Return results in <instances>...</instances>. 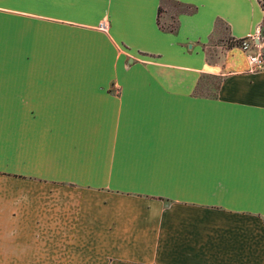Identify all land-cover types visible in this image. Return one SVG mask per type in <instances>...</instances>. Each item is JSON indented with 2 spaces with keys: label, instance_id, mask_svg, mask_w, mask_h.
Segmentation results:
<instances>
[{
  "label": "crops",
  "instance_id": "0c3cea01",
  "mask_svg": "<svg viewBox=\"0 0 264 264\" xmlns=\"http://www.w3.org/2000/svg\"><path fill=\"white\" fill-rule=\"evenodd\" d=\"M163 1L0 0V264H264V9Z\"/></svg>",
  "mask_w": 264,
  "mask_h": 264
},
{
  "label": "built area",
  "instance_id": "2783aa9c",
  "mask_svg": "<svg viewBox=\"0 0 264 264\" xmlns=\"http://www.w3.org/2000/svg\"><path fill=\"white\" fill-rule=\"evenodd\" d=\"M102 28L105 27V23L100 24ZM260 30L255 35H249L242 38L239 46L246 52L247 59L251 70H260L264 68V52L260 44L256 43L259 38Z\"/></svg>",
  "mask_w": 264,
  "mask_h": 264
},
{
  "label": "rangeland",
  "instance_id": "374dc122",
  "mask_svg": "<svg viewBox=\"0 0 264 264\" xmlns=\"http://www.w3.org/2000/svg\"><path fill=\"white\" fill-rule=\"evenodd\" d=\"M163 7L166 8L168 10L167 13H161L160 15V23H162V25L164 27H170L172 25H174V21L172 18H174V14L180 10V6L177 5L176 3H174L173 1L170 0H164L163 1ZM163 11V10H162ZM214 42V41H213ZM225 42H229V40H226ZM264 43V42H263ZM239 44V43H238ZM264 45V44H263ZM213 80V79H212ZM215 81V80H213ZM215 83V82H214Z\"/></svg>",
  "mask_w": 264,
  "mask_h": 264
},
{
  "label": "trees",
  "instance_id": "16d2710c",
  "mask_svg": "<svg viewBox=\"0 0 264 264\" xmlns=\"http://www.w3.org/2000/svg\"><path fill=\"white\" fill-rule=\"evenodd\" d=\"M258 1H259V3L261 4V6L263 7V9H264V0H258ZM159 12L161 13V8L159 9L158 13H159ZM158 24H159V21H158ZM161 26H162V25L160 24V27H161ZM262 26H263V29H264V21H263V25H262ZM169 28H170V30H173L174 27H173V25H172V26H170ZM263 33H264V30H263ZM241 40H242V38H241V39H237V40L234 41V43H237V44L239 43V44H240V41H241ZM261 41L264 42V35H263V37L261 38ZM263 54H264V53H263Z\"/></svg>",
  "mask_w": 264,
  "mask_h": 264
},
{
  "label": "water",
  "instance_id": "95a60500",
  "mask_svg": "<svg viewBox=\"0 0 264 264\" xmlns=\"http://www.w3.org/2000/svg\"><path fill=\"white\" fill-rule=\"evenodd\" d=\"M263 26L261 27L260 29V35H259V38L256 40V43L260 44V40L261 38L263 37L264 33H263ZM262 51L264 52V47H262Z\"/></svg>",
  "mask_w": 264,
  "mask_h": 264
}]
</instances>
